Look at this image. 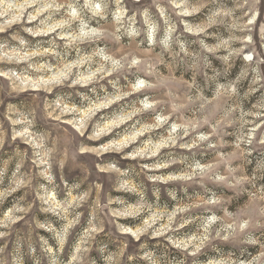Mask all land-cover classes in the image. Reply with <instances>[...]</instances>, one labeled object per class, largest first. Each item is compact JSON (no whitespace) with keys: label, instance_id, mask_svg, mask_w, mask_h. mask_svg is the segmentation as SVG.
Here are the masks:
<instances>
[{"label":"clouds","instance_id":"obj_1","mask_svg":"<svg viewBox=\"0 0 264 264\" xmlns=\"http://www.w3.org/2000/svg\"><path fill=\"white\" fill-rule=\"evenodd\" d=\"M0 264H264V0H0Z\"/></svg>","mask_w":264,"mask_h":264}]
</instances>
